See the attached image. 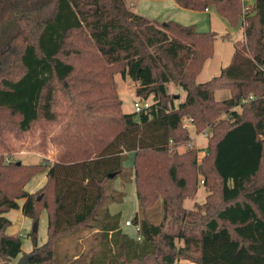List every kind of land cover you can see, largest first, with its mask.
<instances>
[{
	"label": "trees",
	"instance_id": "16d2710c",
	"mask_svg": "<svg viewBox=\"0 0 264 264\" xmlns=\"http://www.w3.org/2000/svg\"><path fill=\"white\" fill-rule=\"evenodd\" d=\"M174 1L213 7L233 28L243 25L229 64L206 82L197 78L214 55L216 32L163 24L126 0H0L1 263L24 254L5 216L24 199L33 224L48 216L44 244L29 233L30 264H73L84 255L89 264H264V0L248 8L244 0ZM117 74L135 83L141 100L152 98L149 107L123 111ZM169 84L185 93L177 105ZM220 89L230 97L217 100ZM186 118L198 133L211 131L201 158ZM23 141L54 148L53 160H14ZM41 173L47 182L29 193ZM116 178L135 183L131 223L141 240L122 231L121 213L109 212L126 197ZM200 182L205 202L185 208ZM84 230L89 248L57 257L60 239Z\"/></svg>",
	"mask_w": 264,
	"mask_h": 264
},
{
	"label": "rangeland",
	"instance_id": "374dc122",
	"mask_svg": "<svg viewBox=\"0 0 264 264\" xmlns=\"http://www.w3.org/2000/svg\"><path fill=\"white\" fill-rule=\"evenodd\" d=\"M126 2L129 8L135 13L154 19L163 24L168 20H173L183 25H196L198 31L216 32L218 36L215 40L214 55L211 59L206 61L200 73L203 74L201 76L205 77L206 79L208 78V80L213 78L218 69H223L229 64L231 55L234 51V42L239 39L241 40L244 37L243 25H239L238 28H233L226 19L221 17L216 12L213 7L208 9L207 11H194L179 7L174 0H126ZM253 3L254 0H244V6L246 8H248L249 5L251 6ZM227 34L229 38L222 37L224 35L226 36ZM115 78L118 86L119 97L122 101V108L125 113L134 112L135 103H140L141 105L145 102L149 104L152 103V98H149L147 101H143L136 95L135 83H133L131 80L123 79L120 74H117ZM168 91L170 94L175 96V105H177L185 98V93L182 91V89L176 87L174 84H169ZM230 95L231 92L229 89H220L215 92V98L217 100L228 99ZM237 110L240 111V108H237ZM184 126L189 131L192 145H194L199 151L198 157L201 158L205 154L211 131L206 130L204 132L198 133L191 120L187 118L184 119ZM185 147H180L179 150H184ZM14 151L15 152L13 155V159L20 160L21 162L26 164L41 163L44 159H48L47 157L51 158L50 160H53V157L55 156L54 154L56 153L54 148H49L48 152H45L41 149H36L35 145L31 141H23L17 143L14 146ZM125 167H133V153L130 154L129 160L125 163ZM44 174L45 173H41L34 176L32 180L27 184L26 188L29 190H33V193L38 192L45 185H42L41 183V179H44ZM36 181L39 182L36 183ZM45 182H47V180ZM114 188H121L120 191H124L126 194L123 202L116 204L122 212L123 231L127 232L132 239H136L135 226L133 224L132 226L125 225L126 220L129 219L132 221L135 210H138L135 183L130 182L122 184L121 178H116L114 180ZM207 194L208 191L203 186L202 182H200L195 197L186 199L183 203V206L188 209L195 208L196 203L202 204L205 202ZM7 217L13 221L7 232L12 235H20L22 238V250L24 253L22 256L29 254L32 250V244L29 238V233L34 226L32 220L28 217H25L21 213V211L18 210H11ZM47 223V215L41 214L39 224H37L38 241L40 245L44 244L47 240ZM88 232V230H84L82 232L65 237V239H60L57 249V253H59L60 255L57 254V257L66 259L68 258L67 252L69 251L76 252L81 247H84L85 250L89 248V245L93 241L92 238H89V235L86 236ZM78 237L83 238L77 240ZM98 243L102 244L103 240L98 241ZM180 244L182 245V243ZM87 253L89 259L93 253L90 252L89 249ZM17 260L11 262L10 264H16ZM57 263L58 262H56V264ZM0 264L3 263L0 262ZM73 264H89V261L86 260L84 255L81 260L74 262ZM176 264L195 263L182 259L176 262Z\"/></svg>",
	"mask_w": 264,
	"mask_h": 264
},
{
	"label": "crops",
	"instance_id": "0c3cea01",
	"mask_svg": "<svg viewBox=\"0 0 264 264\" xmlns=\"http://www.w3.org/2000/svg\"><path fill=\"white\" fill-rule=\"evenodd\" d=\"M250 6V5H249ZM207 11V10H206ZM234 52V51H233ZM232 55H233V53H232ZM232 55H231V57H232ZM222 69V68H221ZM221 69H218L217 71H216V73L214 74V76H217L216 74H220V71H221ZM219 72V73H218ZM201 75H203V74H200L199 76H198V78H197V81L198 82H200V83H203V82H206V81H208V78L206 79L205 77H203V76H201ZM213 76V77H214ZM206 79V80H205ZM47 180V177H46V173L44 174V179H41V183H42V185L43 184H45L46 181ZM40 181V180H39ZM39 181H36V183H38ZM36 183H35V185H36ZM35 185H34V187H35ZM33 189V188H32ZM26 190L29 192V193H33V190H29V189H27L26 188ZM116 190H118V191H120L121 190V188H119V189H116ZM24 202H25V200L24 199H22V200H19V205H20V208L19 209H14V210H18V211H21V213H22V206H23V204H24ZM116 204H119V203H111L110 205H109V207H108V209H109V212L112 214V215H114V214H117V213H121V219H120V227H121V229H122V231H123V222H122V212L120 211V208L116 205ZM114 206H116V207H114ZM11 212V211H10ZM10 212H8L7 214H5L6 215V217L8 216V214L10 213ZM135 212H136V210H135ZM135 212H134V214H135ZM23 214V213H22ZM42 214H46L47 215V212L46 211H43L42 212ZM24 215V214H23ZM25 216V215H24ZM26 217V216H25ZM8 218V217H7ZM9 219V218H8ZM11 220V219H10ZM129 220V219H128ZM128 220H126V221H128ZM12 221V220H11ZM47 221H48V216H47ZM125 221V222H126ZM12 223H13V221H12ZM47 225H48V223H47ZM125 234H127L128 236H130L127 232H125V231H123ZM131 237V236H130Z\"/></svg>",
	"mask_w": 264,
	"mask_h": 264
},
{
	"label": "built area",
	"instance_id": "2783aa9c",
	"mask_svg": "<svg viewBox=\"0 0 264 264\" xmlns=\"http://www.w3.org/2000/svg\"><path fill=\"white\" fill-rule=\"evenodd\" d=\"M243 20H244V18H243ZM149 103H147V102H145L144 104H140V103H135L134 104V109H135V112H140L142 109H144V108H147V107H149ZM207 136V135H206ZM208 137V136H207ZM47 156V155H46ZM47 158H49V157H47ZM49 159H51V158H49ZM125 225H127V226H132V223H131V220H128V221H126L125 222ZM135 231H136V238L138 239V240H141V235H140V232H139V227H136L135 226Z\"/></svg>",
	"mask_w": 264,
	"mask_h": 264
},
{
	"label": "water",
	"instance_id": "95a60500",
	"mask_svg": "<svg viewBox=\"0 0 264 264\" xmlns=\"http://www.w3.org/2000/svg\"><path fill=\"white\" fill-rule=\"evenodd\" d=\"M116 175V173H112L111 175H110V177H114ZM33 231L34 232H38V225L35 223L34 224V226H33ZM31 258V254H27V255H24V256H22V257H20L18 260H17V262H16V264H30L29 263V259Z\"/></svg>",
	"mask_w": 264,
	"mask_h": 264
}]
</instances>
